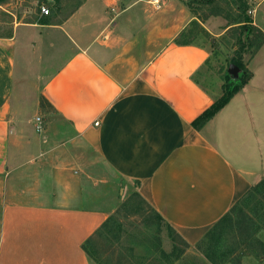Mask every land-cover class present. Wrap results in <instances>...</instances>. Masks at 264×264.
I'll use <instances>...</instances> for the list:
<instances>
[{
	"label": "crops",
	"instance_id": "crops-1",
	"mask_svg": "<svg viewBox=\"0 0 264 264\" xmlns=\"http://www.w3.org/2000/svg\"><path fill=\"white\" fill-rule=\"evenodd\" d=\"M160 1L154 10L147 0H85L0 37V264H91L82 244L112 212L88 199L98 163L136 183L191 246L264 176V46L244 63L247 84L196 130L221 94L196 81L207 39L178 38L193 21L224 18ZM253 8L264 33V0Z\"/></svg>",
	"mask_w": 264,
	"mask_h": 264
},
{
	"label": "rangeland",
	"instance_id": "rangeland-1",
	"mask_svg": "<svg viewBox=\"0 0 264 264\" xmlns=\"http://www.w3.org/2000/svg\"><path fill=\"white\" fill-rule=\"evenodd\" d=\"M83 1L57 0L52 9L44 6L49 10L47 16H50L54 11L62 14L72 12ZM214 1L212 7L199 4L198 8L191 5L196 0H188V7L195 8L200 15L216 10L224 18V26L203 22L212 33L208 35L199 22L193 21L186 26L178 42L207 39L211 57L198 72L196 81L219 96L225 76L229 74L233 78L241 73L239 70L233 74L229 72L232 60L238 57L239 51L244 64L264 46V39L251 29L254 26L262 32L253 17L256 0ZM124 5L122 3L120 9ZM40 6L29 0H0V37L10 32L13 24L30 21L38 13L41 14ZM248 19L251 23L246 29L239 27L240 22ZM140 48L139 43L137 50ZM137 50L135 55L140 58ZM37 78L39 81L43 79L42 75ZM41 110L43 114L52 115L51 107L43 102ZM39 117L44 120L42 114ZM97 165L99 167L95 166L87 173V186H84L88 199L97 198L96 207L111 210L108 218H114L87 244L91 264H264V193H257L253 200H245L237 209L231 210L227 221L215 233V238L199 242V245L186 246L167 222L157 218L148 203L132 198L136 183L113 176L102 163Z\"/></svg>",
	"mask_w": 264,
	"mask_h": 264
},
{
	"label": "trees",
	"instance_id": "trees-1",
	"mask_svg": "<svg viewBox=\"0 0 264 264\" xmlns=\"http://www.w3.org/2000/svg\"><path fill=\"white\" fill-rule=\"evenodd\" d=\"M37 1H42V0H37ZM210 1H214V0H196V2L200 3V4H207ZM57 2V0H54V3ZM249 23H251L250 19L245 20L243 22L239 23V27H243L245 28L247 25H249ZM246 29V28H245ZM253 31H257L260 35V37L262 39H264V35L262 34V32L260 30H258L256 27L252 26L251 28ZM233 64L236 66V68L241 72L240 75H238V77H230L229 74H227L224 78V83L221 85V95L216 98L214 100V102L206 109L204 110L197 118H195L192 123L191 126L196 129V130H200L210 119H212L222 108H224L228 102L230 101V99L239 91L242 90V88L247 84L248 80L251 77L250 72L247 70L246 66L243 64L242 61V52L239 51L238 57H236L234 60H232ZM262 192V194L264 193V179H261L258 183L254 184L253 186L250 187V189L245 193V195L238 200L234 206H232V208L228 211V213H226L222 218H220L203 236V238L199 241L201 243H203L204 241L206 242L209 239H213L216 236V232L218 231L219 227L224 224L227 219H228V215L229 212L231 210H235L238 208V205L243 202V201H250L253 200L255 198V195L257 193ZM133 197H137L139 198L141 201L147 203L146 201L143 200V198L135 191ZM131 198V197H130ZM150 207V206H149ZM151 208V207H150ZM152 211L156 214L157 218L159 220H163L164 219L152 208ZM113 216H110L109 218H107L104 223L102 224L101 228L96 232L95 235H97L99 233L100 230H102L107 223L109 222V220L113 219ZM169 225V224H168ZM170 227V226H169ZM177 235V234H176ZM178 236V235H177ZM179 237V236H178ZM93 238V237H92ZM89 238L88 240H86L83 244H82V249L84 250V252L86 253V255L89 257V252L87 251V244L89 242H91V239ZM180 238V237H179ZM181 239V238H180ZM182 240V239H181ZM186 246H189L184 240H182ZM198 242V243H199ZM197 243V244H198ZM199 245V244H198ZM206 257L208 259H211L209 257L208 254H206Z\"/></svg>",
	"mask_w": 264,
	"mask_h": 264
},
{
	"label": "built area",
	"instance_id": "built-area-1",
	"mask_svg": "<svg viewBox=\"0 0 264 264\" xmlns=\"http://www.w3.org/2000/svg\"><path fill=\"white\" fill-rule=\"evenodd\" d=\"M147 3H149L150 5H152V7L155 9V10H159L161 8V1L160 0H148ZM40 13L42 16H47L49 15V10L44 6V5H41L40 6ZM34 123H35V128L37 131H41L42 128H43V121H42V118L41 117H36L34 119ZM94 125H98V122H94Z\"/></svg>",
	"mask_w": 264,
	"mask_h": 264
},
{
	"label": "water",
	"instance_id": "water-1",
	"mask_svg": "<svg viewBox=\"0 0 264 264\" xmlns=\"http://www.w3.org/2000/svg\"><path fill=\"white\" fill-rule=\"evenodd\" d=\"M238 69L236 68V66L233 64V65H231L230 66V68H229V72L231 73V74H233L235 71H237ZM236 77V76H235Z\"/></svg>",
	"mask_w": 264,
	"mask_h": 264
}]
</instances>
